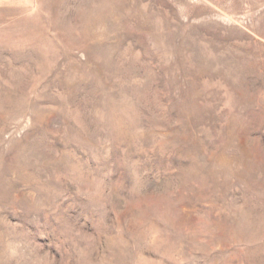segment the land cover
Listing matches in <instances>:
<instances>
[{"label": "rangeland", "instance_id": "374dc122", "mask_svg": "<svg viewBox=\"0 0 264 264\" xmlns=\"http://www.w3.org/2000/svg\"><path fill=\"white\" fill-rule=\"evenodd\" d=\"M0 264H264V0H0Z\"/></svg>", "mask_w": 264, "mask_h": 264}]
</instances>
